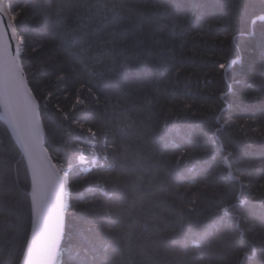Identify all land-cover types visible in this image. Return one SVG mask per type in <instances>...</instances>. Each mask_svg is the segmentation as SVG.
I'll return each instance as SVG.
<instances>
[{"label":"trees","instance_id":"1","mask_svg":"<svg viewBox=\"0 0 264 264\" xmlns=\"http://www.w3.org/2000/svg\"><path fill=\"white\" fill-rule=\"evenodd\" d=\"M52 4L7 0L67 175L59 264H264V2L76 0L50 40ZM79 149L105 159L74 163ZM30 223L26 164L0 120V264L18 263Z\"/></svg>","mask_w":264,"mask_h":264},{"label":"water","instance_id":"2","mask_svg":"<svg viewBox=\"0 0 264 264\" xmlns=\"http://www.w3.org/2000/svg\"><path fill=\"white\" fill-rule=\"evenodd\" d=\"M0 120L17 145L28 171L31 223L17 264H59L68 205L66 173L51 159L44 142L38 102L20 59V40L7 0H0ZM11 38V39H10Z\"/></svg>","mask_w":264,"mask_h":264},{"label":"snow or ice","instance_id":"3","mask_svg":"<svg viewBox=\"0 0 264 264\" xmlns=\"http://www.w3.org/2000/svg\"><path fill=\"white\" fill-rule=\"evenodd\" d=\"M262 2H264V0H262ZM9 8H11L10 2H9ZM21 13H22V8H17L14 10V15L16 16L17 19L19 17V14H21ZM78 13H79V10L76 7V0H53V4H52V27H51V30L49 33V39L52 40L53 34H58L60 31H62L63 29H65L66 27L69 26L68 25L69 16L73 17V22L75 23V17L78 15ZM121 17H122V10L119 9V11H117L116 9H113L112 15L107 20L101 21L99 24L95 25L94 29H95V31H99V29L102 28L104 25L111 26L114 22H116ZM262 18H264V17H262ZM0 22L4 23L5 27H7L6 19L3 21H0ZM13 25H15V20H13ZM16 32L19 35V29H16ZM201 32H203V31H201ZM93 34H94L93 28H90L88 35L85 37L86 43L91 44V37L93 36ZM244 35L250 36V35H252V32H248L247 34H244ZM227 38L228 37L225 36V39H227ZM193 39H201L199 33H197V35ZM231 39L233 41H235L237 39V37L231 36ZM19 40H20V45L23 46L24 36L20 35ZM155 42L161 43L162 39L157 38ZM112 43L115 44L116 41L113 40ZM139 43L143 44L144 42L139 41ZM158 53L161 57H163V55H165V53L162 50L158 51ZM21 55H22V53H21ZM146 55L147 56L152 55L151 47H148L146 49ZM260 57H261L262 62H264V49H261V56ZM126 59H127V57H126ZM240 62H242V61L231 60L227 63H219L218 67L220 70H222V72L227 73L237 63H240ZM220 96L223 99L224 93L221 92Z\"/></svg>","mask_w":264,"mask_h":264},{"label":"rangeland","instance_id":"4","mask_svg":"<svg viewBox=\"0 0 264 264\" xmlns=\"http://www.w3.org/2000/svg\"><path fill=\"white\" fill-rule=\"evenodd\" d=\"M98 159L104 160L105 155L101 154L100 152H96L92 149H89V150L79 149L77 151V154L75 155L74 163H79L80 165H87L88 163H93ZM62 173L65 174L66 172L63 171ZM30 199H31V193H30Z\"/></svg>","mask_w":264,"mask_h":264},{"label":"bare ground","instance_id":"5","mask_svg":"<svg viewBox=\"0 0 264 264\" xmlns=\"http://www.w3.org/2000/svg\"><path fill=\"white\" fill-rule=\"evenodd\" d=\"M8 6V5H7ZM28 84V83H27ZM29 86V85H28ZM30 88V87H29ZM31 90V89H30ZM32 92V91H31ZM0 115H1V117L3 118V119H5V115L2 113V112H0ZM66 177V179H67V175L65 176ZM67 192H68V188H67ZM68 206V205H67ZM62 246V245H61ZM60 251H61V248H60ZM23 253V252H22ZM22 255V254H21ZM60 257H61V253H60ZM59 262H60V259H59Z\"/></svg>","mask_w":264,"mask_h":264}]
</instances>
